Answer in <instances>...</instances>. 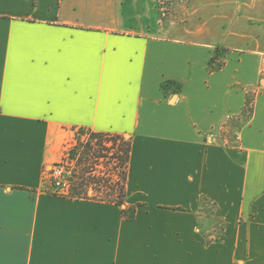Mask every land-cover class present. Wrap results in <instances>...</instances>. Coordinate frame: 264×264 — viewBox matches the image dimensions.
Wrapping results in <instances>:
<instances>
[{
	"label": "crops",
	"instance_id": "crops-1",
	"mask_svg": "<svg viewBox=\"0 0 264 264\" xmlns=\"http://www.w3.org/2000/svg\"><path fill=\"white\" fill-rule=\"evenodd\" d=\"M158 1L0 0V264H264V36ZM75 129L131 140L124 207L45 191Z\"/></svg>",
	"mask_w": 264,
	"mask_h": 264
},
{
	"label": "rangeland",
	"instance_id": "rangeland-1",
	"mask_svg": "<svg viewBox=\"0 0 264 264\" xmlns=\"http://www.w3.org/2000/svg\"><path fill=\"white\" fill-rule=\"evenodd\" d=\"M190 0H159L158 5L156 7V14H157V20L160 22V24L163 21L168 20L170 22H178L184 19L185 14L187 13L188 7H189ZM243 5H241V8L237 9L236 17H239L238 19L240 21H244V19H247V23H249V26L255 29V33L258 34V36H264V0H242ZM243 17V18H241ZM246 21V20H245ZM222 62L223 60L220 58L219 60ZM215 68H219L218 66H213ZM236 135L233 133V138ZM126 141L129 140L128 137H123ZM100 141H96L92 139L91 135L84 131L83 133L79 130H73L69 133V138L64 142V146L62 148V153L59 157H57L48 167L44 169L43 173V183H44V189L45 190H52L56 191L59 190L57 188V184H55L56 180H66L68 182V188L69 183L76 181L80 168H78V165H76V162L78 159H83V162L88 161L87 164L84 166V171L91 172V176L88 174V177H94L95 179H104L107 181V186L102 187L100 189V186H91L97 189L98 191H95L93 188L89 191L90 197H113L116 195V192L111 191L112 185H114L120 175V171L117 165V160L114 159V156L112 153H115L116 150H113V148H117L116 146H113V142L110 140H107L103 145L108 151L106 152V155L108 158L102 160L97 159L96 155H100L101 153H98L100 151H96L97 149H101L99 146ZM101 143H103L101 141ZM86 151L90 152V155L93 153V155L88 158L86 156ZM96 151V152H95ZM95 154V155H94ZM75 159V164L73 160ZM118 188V187H117ZM68 190V189H67ZM220 227H218V230H220Z\"/></svg>",
	"mask_w": 264,
	"mask_h": 264
},
{
	"label": "trees",
	"instance_id": "trees-1",
	"mask_svg": "<svg viewBox=\"0 0 264 264\" xmlns=\"http://www.w3.org/2000/svg\"><path fill=\"white\" fill-rule=\"evenodd\" d=\"M217 53H220V50L217 49ZM219 56V54H218ZM217 59V58H216ZM215 63V61H212V65ZM222 66V65H220ZM212 69H216L215 67ZM174 83L169 82L164 85V88L173 86ZM176 88H179L177 85ZM80 132L87 131L92 139L96 140L97 142L100 141L99 146L101 149H97L96 151H100L98 153H101L100 155H96L97 159H106L108 156L106 155V152L108 149L104 147V143L107 140H110L113 142V146H116L117 148H113V150H116L115 153H112L114 156V159L117 160V165L120 171L119 179L118 181L112 185L111 191L116 192V195L113 197H106L102 198L100 197H90L89 196V191L94 187L91 188V186H100V189L102 187L107 186V181L104 179H95L94 177H88V174L90 175L91 172L89 171H84V166L87 164L86 162H83V159H78L76 162V165H78V168H80V171L78 172L79 175L76 179V181L69 183V188L66 191H52L50 189L45 190L48 194L55 195V196H60V197H66V198H72V199H83V200H94V201H99V202H105V203H110V204H115L120 207H124L125 205V200H126V195H127V178H128V167H129V162L131 158V151H132V143L131 140L129 139L126 141L122 135H116V134H110V133H102V132H94L92 130L88 129H78ZM101 141L103 143H101ZM95 151V152H96ZM93 153L90 155L89 151H86V156L85 158H88L89 156L91 157ZM95 155V154H94ZM74 159V158H73ZM75 164V159L73 160ZM91 176V175H90ZM44 182V181H43ZM44 184V183H43ZM118 187V188H117ZM107 188H109L107 186ZM95 191H98L99 189L95 188ZM136 214V207H131V208H124L123 209V215L129 220L134 219Z\"/></svg>",
	"mask_w": 264,
	"mask_h": 264
},
{
	"label": "built area",
	"instance_id": "built-area-1",
	"mask_svg": "<svg viewBox=\"0 0 264 264\" xmlns=\"http://www.w3.org/2000/svg\"><path fill=\"white\" fill-rule=\"evenodd\" d=\"M219 60H216L215 63L213 64V66L216 65V66H218L220 68L221 67L220 65L223 64V61L220 62ZM55 184H57V188L59 189V191H66L68 189V182L66 180H63V179L60 180V181L56 180Z\"/></svg>",
	"mask_w": 264,
	"mask_h": 264
}]
</instances>
